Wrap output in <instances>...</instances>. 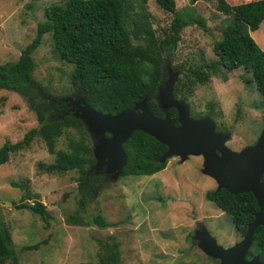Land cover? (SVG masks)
<instances>
[{
	"label": "rangeland",
	"instance_id": "obj_1",
	"mask_svg": "<svg viewBox=\"0 0 264 264\" xmlns=\"http://www.w3.org/2000/svg\"><path fill=\"white\" fill-rule=\"evenodd\" d=\"M66 1L0 0V63L17 60L23 48L35 38L37 25L45 20V8ZM226 1L237 4L250 0ZM216 5L217 0L193 3L175 0L178 12L188 19L202 17L206 28L190 21L181 30L172 56L162 54V76L154 100L171 120L174 119L167 111L174 108L177 118L179 111L164 103L162 96L170 93L174 99L183 100L188 105L190 118H210L214 123L213 132L226 137L224 144L230 150L240 152L254 145L264 128V102L247 68L223 69L224 79L221 72H211L205 66L216 59L213 44L220 38L221 28L227 21ZM143 6L155 37L163 39L170 32L174 14L154 0H148ZM250 35L264 50V21ZM144 42V38L132 37L133 46ZM32 60L33 79L55 102L66 103L74 117L85 104L109 116L123 111L140 115L143 107H148L147 100L142 98L116 112L93 108L87 102L86 92L72 85V66L54 53L51 32L42 34L40 44L32 52ZM197 68L209 74L208 81L194 83L190 88L182 86L189 70ZM174 90L184 92L186 99L180 93L175 97ZM37 124L34 111L17 92L0 89V147L5 141L20 140ZM84 127L92 154L96 145L103 155V140L112 133L95 135L85 123ZM70 134L79 138L76 129H65L57 140V149H67ZM53 159L42 138L36 136L28 146L11 152L8 161L0 164V225L10 229L18 264H99L101 243L110 237L119 245L118 260L114 264H218V259L200 249L201 234L206 230L224 247L234 245L244 236L236 230L227 213L206 200L205 192L217 189V183L201 171L202 156L190 155L180 161L179 156L171 155L164 169L149 176L115 177V169L93 164L92 171L101 177V182L94 198L82 207L78 203L76 170L55 174L40 168ZM11 181L28 182V189L12 187ZM26 192L46 205L51 214L48 224L30 209L14 207V202L18 203ZM24 201L31 203V199ZM77 209L83 222H68V215ZM96 213L111 225L93 224L91 217Z\"/></svg>",
	"mask_w": 264,
	"mask_h": 264
},
{
	"label": "trees",
	"instance_id": "obj_2",
	"mask_svg": "<svg viewBox=\"0 0 264 264\" xmlns=\"http://www.w3.org/2000/svg\"><path fill=\"white\" fill-rule=\"evenodd\" d=\"M148 0H67L64 4H52L45 8V20L37 25L35 38L28 43L19 58L0 63V89L17 92L34 111L38 124L28 129L23 137L12 143L5 141L0 147V164L7 162L9 154L28 146L40 136L54 159L48 165H40L45 172L63 174L78 172L79 207L94 198L101 177L92 171L94 157L92 145L84 123L69 113L66 103L55 102L49 92L32 77V52L41 42L45 32H51L54 53L72 66L71 83L86 92L87 102L101 112H116L145 98L148 109L158 117H164L154 97L162 76L163 57L172 56L180 40L181 30L190 21L206 28L202 17L188 19L178 12L175 0H154L161 8L174 14L170 32L157 39L150 27L144 4ZM192 3L196 0H190ZM217 10L227 18L221 35L213 44L216 59L205 64L211 72L231 71L245 67L251 73L264 102V50L250 35L264 21V0H250L230 4L217 0ZM140 10L138 11V9ZM132 37L144 38L143 44L133 46ZM209 74L201 68L191 69L182 86L190 88L194 83H205ZM181 90V87H180ZM179 91V89H178ZM173 91L186 99L184 92ZM167 114L177 118L174 108ZM65 129H76L79 138L68 136L67 149H57L58 138ZM85 130V131H84ZM108 135V134H107ZM126 163L119 176L152 175L166 166L160 158L167 150L151 135L134 131L122 144ZM264 181V173L262 175ZM28 182L11 181V186L27 190ZM206 200L213 202L227 213L236 230L245 234L247 224L253 219L258 205L251 192L232 194L224 188L207 190ZM31 199V203L24 201ZM16 209L27 208L38 214L45 224L51 219L46 205L28 192L14 202ZM77 209L68 215L70 223H82ZM99 227L111 225L100 213L91 217ZM101 243L99 264H112L118 260V243L112 239ZM258 254L264 261V226L255 228L247 257ZM0 264H18L8 226L0 225Z\"/></svg>",
	"mask_w": 264,
	"mask_h": 264
},
{
	"label": "water",
	"instance_id": "obj_3",
	"mask_svg": "<svg viewBox=\"0 0 264 264\" xmlns=\"http://www.w3.org/2000/svg\"><path fill=\"white\" fill-rule=\"evenodd\" d=\"M161 100L178 109V125L166 115L155 116L145 104L140 115L123 111L117 116L102 114L87 104L81 106L75 117L83 119L95 135L112 133L103 140L105 146L103 155L98 152L95 145L94 164L109 166L115 169L114 176H119L127 157L122 144L136 130L151 135L167 146V150L160 158L161 162L166 161L171 155L179 156L180 161H184L190 155L202 156L201 171L216 181L217 189L224 188L232 194L251 192L258 210L247 224L241 241L224 247L216 243L205 230L199 237L200 249L206 255L218 259V264H264L258 254L251 258L246 257L253 241L255 228L259 225L264 226V181L262 180L264 128L254 145L235 152L224 144L226 137L213 132L214 123L210 118L199 120L190 118L188 105L181 99H174L170 93L167 96L163 95Z\"/></svg>",
	"mask_w": 264,
	"mask_h": 264
},
{
	"label": "flooded vegetation",
	"instance_id": "obj_4",
	"mask_svg": "<svg viewBox=\"0 0 264 264\" xmlns=\"http://www.w3.org/2000/svg\"><path fill=\"white\" fill-rule=\"evenodd\" d=\"M242 235H244V234H242Z\"/></svg>",
	"mask_w": 264,
	"mask_h": 264
}]
</instances>
